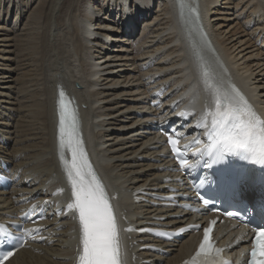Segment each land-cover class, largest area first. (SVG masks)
I'll list each match as a JSON object with an SVG mask.
<instances>
[{
    "label": "bare ground",
    "instance_id": "6f19581e",
    "mask_svg": "<svg viewBox=\"0 0 264 264\" xmlns=\"http://www.w3.org/2000/svg\"><path fill=\"white\" fill-rule=\"evenodd\" d=\"M199 7L200 28L191 13ZM224 9L234 10L235 28L245 11L239 31L227 29ZM180 10L187 26L206 32L209 45L188 36ZM256 33L264 38V0H0V170L7 163L14 181L0 190V220L31 204H44L51 216L73 198L58 148L62 89L79 113L95 174L116 197L112 206L121 222L132 228L123 236L127 263H182L199 242L196 232L168 243L139 232L203 221L183 207L195 203L191 197L172 204L159 198L192 193L159 130L173 122L174 106L200 115L214 105L215 87L231 85L245 91L264 118V40L257 47ZM64 156L71 160L68 148ZM37 225L46 240L7 264H74V213ZM240 232L230 223L221 241L234 244ZM247 239L228 252L247 247Z\"/></svg>",
    "mask_w": 264,
    "mask_h": 264
},
{
    "label": "snow or ice",
    "instance_id": "6c2138e0",
    "mask_svg": "<svg viewBox=\"0 0 264 264\" xmlns=\"http://www.w3.org/2000/svg\"><path fill=\"white\" fill-rule=\"evenodd\" d=\"M193 11L197 13L198 19V10ZM202 75L206 74L202 73ZM212 95L215 110L206 109L205 121L197 125L208 129L207 137L210 144L197 155L207 153L208 158L216 163L224 159L226 154L238 152L244 154L246 158L264 164V120L257 117L246 98L234 85L223 91L220 87H215ZM64 96L65 93L61 89L59 92L58 148L61 165L73 197V200L67 204V208L78 212L81 227L82 251L78 256L79 264H121L118 225L109 202L110 198L88 161L82 138L77 131L78 113L75 110L68 112ZM208 117L211 118L210 125L207 121ZM169 143L176 151L177 141L170 139ZM195 143L198 141L192 142V144ZM258 145L260 146L259 152L257 151ZM65 146L71 149L70 161L64 156ZM177 154L179 156V153ZM180 163L185 165L186 161L180 160ZM204 164L208 166L207 161ZM59 192L62 190H58ZM203 202L205 205L209 204L208 200ZM225 214L234 216L232 212ZM215 223L216 221H212L213 225ZM187 230L181 229L180 231ZM32 231L38 232L39 229ZM211 231V227L204 228L203 240L196 255L191 260L185 261V264H208L209 257H219L222 249L215 247L210 238ZM0 235H7L3 225H0ZM257 249L264 256V227L260 228L251 252L252 264H256ZM11 255L12 252L9 251L3 258L6 259ZM219 264H228V262L220 259Z\"/></svg>",
    "mask_w": 264,
    "mask_h": 264
},
{
    "label": "rangeland",
    "instance_id": "374dc122",
    "mask_svg": "<svg viewBox=\"0 0 264 264\" xmlns=\"http://www.w3.org/2000/svg\"><path fill=\"white\" fill-rule=\"evenodd\" d=\"M114 1H118L119 2V0H114ZM122 4V3H121ZM219 7V6H218ZM233 8V7H232ZM230 10H232V9H230ZM230 10H227V9H224V12L226 11L227 13L223 16V23L224 24H226V25H229V27H227V29H229V31H230V29H231V27H232V29L234 28V30H240V27L242 26V24L244 25V23H245V21H247V19H245V11L243 12L244 14L241 16V21L242 22H240V23H242V24H240L239 26H237L236 28H235V24L237 23V21H235V24H234V20L233 19H231L232 18V15H231V13H233L234 12V10H233V12H231ZM214 11H217V9L215 10V8H214ZM217 15V14H216ZM11 16H12V14H11ZM219 17H221V15H218ZM210 17H212L213 18V15L211 16L210 15ZM214 17H216L215 15H214ZM233 21V22H232ZM233 23V24H232ZM239 23V22H238ZM248 24H250V23H248ZM234 25V26H233ZM138 26V25H137ZM141 25H139L138 26V28H140L139 30L141 31L142 29H143V27H145L144 25L143 26H141ZM254 26H255V24H251L250 25V27H248V29H250V30H248V32H250V34H251V31H252V29H254ZM238 28V29H237ZM254 38H257V37H259L260 39H262V40H260L259 42H256V45H257V47H259V46H261V44H262V42H263V40H264V38H263V36H257V33L255 34V35H252ZM248 37V36H247ZM246 37V38H247ZM254 41V40H253ZM253 44H254V42H252ZM263 45V44H262ZM253 50V49H252ZM254 52L255 53H257V51L256 50H254ZM263 54V56H264V53H262ZM255 58V57H254ZM19 72V71H18ZM18 72L17 73H15L14 74V78H17V75H18Z\"/></svg>",
    "mask_w": 264,
    "mask_h": 264
}]
</instances>
